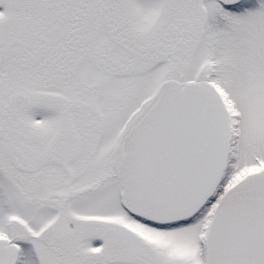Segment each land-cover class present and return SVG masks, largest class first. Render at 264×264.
<instances>
[{
    "label": "snow or ice",
    "instance_id": "1",
    "mask_svg": "<svg viewBox=\"0 0 264 264\" xmlns=\"http://www.w3.org/2000/svg\"><path fill=\"white\" fill-rule=\"evenodd\" d=\"M0 264H264V0H0Z\"/></svg>",
    "mask_w": 264,
    "mask_h": 264
}]
</instances>
